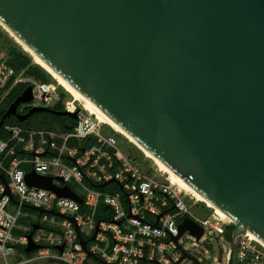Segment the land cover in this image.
I'll return each mask as SVG.
<instances>
[{"label": "water", "instance_id": "1", "mask_svg": "<svg viewBox=\"0 0 264 264\" xmlns=\"http://www.w3.org/2000/svg\"><path fill=\"white\" fill-rule=\"evenodd\" d=\"M0 26L227 215L233 223L223 233L229 264H239L234 240L245 231L264 244V0H0ZM31 99L26 85L1 116L0 128L9 115L19 121L37 112L76 119V112L45 106L17 112ZM25 179L82 202L69 186L33 169ZM0 181L16 203L3 173ZM25 206L73 221L53 209ZM38 227L31 224L25 253L40 247L32 240ZM178 227L196 239L203 233L189 217ZM76 230L87 255L108 264ZM182 258L201 264L188 252Z\"/></svg>", "mask_w": 264, "mask_h": 264}, {"label": "built area", "instance_id": "2", "mask_svg": "<svg viewBox=\"0 0 264 264\" xmlns=\"http://www.w3.org/2000/svg\"><path fill=\"white\" fill-rule=\"evenodd\" d=\"M19 84L32 87V99L26 103L28 107H52L61 101L55 84L15 71L0 54V106ZM62 104L63 110L76 112L70 130L28 129L12 123H4L0 128L7 134V138L0 137V170L7 175V186L17 201L12 204L4 193L5 185L0 182V256L6 259L16 253L18 246L27 244V233L17 236L13 232L22 206L53 209L73 218L72 221L40 213L34 220L39 227L32 232V240L40 247L31 251L28 258L16 263L5 261V264L49 259L65 264H97L83 250L76 229L87 249L108 264H193L182 258L183 252L189 253L182 241L184 233H189L193 246H204L202 257L194 254L203 262V251H207L209 245V236L204 235L206 229L223 238L226 225L232 221L208 206L207 214H197L194 206L199 201L171 181L153 162L146 157L139 162L135 155L120 149L115 136L102 134L105 124L78 101L70 97L63 99ZM23 164L29 169H24ZM30 169L38 175L51 177L59 187L67 185L71 189V184V190L82 202L30 186L25 179ZM102 183H106V187L117 186L118 192L96 189ZM100 205L105 206L108 214L99 212ZM96 214L102 216L96 219ZM184 217L203 228L199 239L188 230L180 234L178 226ZM234 241L239 264H264V245L251 238L247 231ZM57 246H62V250ZM230 251L229 248L226 264ZM221 259L222 256L217 260Z\"/></svg>", "mask_w": 264, "mask_h": 264}, {"label": "trees", "instance_id": "3", "mask_svg": "<svg viewBox=\"0 0 264 264\" xmlns=\"http://www.w3.org/2000/svg\"><path fill=\"white\" fill-rule=\"evenodd\" d=\"M5 38V52L3 55V57L6 59V61L8 62V64L10 66H12L15 71L19 72L22 71L24 73V75L27 76H31L41 82H55V80L51 77V75L44 70L40 65H38L37 63H35L32 60L31 55H29L25 50L22 49V47L15 41H13L12 39L7 38L3 32L0 30V38L1 37ZM26 86V84H19L16 87H14L7 95L4 103L0 106V119L1 116L3 115V113L5 112V107L10 104L20 93L21 91L24 89V87ZM58 87V91H59V95L61 97V101L57 102L55 105H53L51 108L55 109V110H63V104H62V100L66 99V98H70V94L65 91L61 86H57ZM30 109V107H28L26 104H20L17 107V112L20 113H26L28 110ZM29 123L24 124L26 122H20L18 119H16L13 116L10 117H6L4 120V123H13V124H18V125H23V126H27L31 129H44V130H59V131H66V129L64 127L68 126V124L71 123L72 127L75 123V120L69 118V117H65V116H61V115H57V114H52V113H48V112H37V113H33L31 114L29 117ZM3 123V124H4ZM109 130H110V134H112L113 136L117 137L120 136L123 139H125V141L127 143H129L137 152H139L141 158L143 157V153L140 149H138L134 144H132L130 141L127 140L126 137L122 136V134L114 131L111 127H109L108 125H105ZM0 137L3 138H7V134L5 132L2 131V129L0 130ZM11 146V145H9ZM17 152V151H16ZM150 160V159H149ZM151 161V160H150ZM71 186V189H73V186L71 184H69ZM96 189H99L101 191H105V192H118L117 186H113V187H97ZM198 204H202L203 207H205L207 210H210V208L206 207V205L203 202H198ZM25 206V205H24ZM22 206V208L24 207ZM21 208V210H22ZM24 210H26L27 208H23ZM29 210V209H27ZM99 212H102L103 214H108V210L105 208L104 205H100L98 208ZM30 211V210H29ZM40 216V214L38 213V215L36 217ZM102 215L100 214H96V219L101 217ZM108 218V217H105ZM35 219H31L27 216H19L17 217V227L14 229V234L15 235H20V234H26L28 232L31 231V224L34 222ZM23 227V228H22ZM233 227V223H230L228 225H226L225 229H232ZM24 246H18L16 249V255L18 256V258H16V260L14 261V263L21 261L23 258H28L32 255V252L30 253H25L23 250ZM48 261L50 262H56L58 264H65L63 262L60 261H55L52 259H49ZM23 264H28V263H23ZM83 264H88L86 262H84ZM98 264V263H97Z\"/></svg>", "mask_w": 264, "mask_h": 264}, {"label": "rangeland", "instance_id": "4", "mask_svg": "<svg viewBox=\"0 0 264 264\" xmlns=\"http://www.w3.org/2000/svg\"><path fill=\"white\" fill-rule=\"evenodd\" d=\"M0 30L3 32V34L7 38L12 39L14 41V39L10 36V34L1 26H0ZM4 42H5V38L2 36L0 38V54L1 55H5L4 54V52H5V50H4L5 49L4 48L5 43ZM51 83L58 86V84H56V82H51ZM105 125H107V124H105ZM105 125L102 126L101 132L104 135H108V134H110V130ZM53 131L58 132L59 130H53ZM116 140H117L116 144L120 149L127 151V152H130V153H134L136 155L137 160L139 162H142V158H141L139 152H137L129 143H127L125 141V139H123L120 136H117ZM143 157H145V156L143 155ZM194 207L196 208L197 214H199V215H203V214L207 213L202 204L197 203V205H195ZM23 208H27V207L24 206ZM23 208L21 210V216H27L31 219H35V217L38 215V212H36L34 210L27 208L30 210L29 211L27 209L24 210ZM204 235L209 236V240H208L209 245H208L207 251H203L204 257H205L203 264H220L217 259L220 256L223 257V259H221V261L226 259V254L228 252V249L230 248V244L227 241H225V239L219 237L217 234L208 233V229H206ZM182 239H183L182 241H184V245L188 249L189 253L200 254L201 257L203 256L202 250H205L204 246H202V247L201 246L200 247L193 246L191 238L189 237V233H184V235L182 236ZM5 261L8 263H11V261H12L11 256L6 257V259H4L2 256H0V264H5ZM183 264H190V263H183Z\"/></svg>", "mask_w": 264, "mask_h": 264}, {"label": "bare ground", "instance_id": "5", "mask_svg": "<svg viewBox=\"0 0 264 264\" xmlns=\"http://www.w3.org/2000/svg\"><path fill=\"white\" fill-rule=\"evenodd\" d=\"M11 36V35H10ZM12 37V36H11ZM13 38V37H12ZM14 39V38H13ZM16 39H14L15 41ZM17 42V41H16ZM23 49V48H22ZM24 50V49H23ZM29 54V53H28ZM30 55V54H29ZM32 57V56H31ZM32 60L40 65L44 70H46L51 77L55 80L56 84L61 86L65 91H67L70 96L78 101L80 105L89 111L90 113L94 114L98 120L103 122L104 124H107L109 127H111L114 131L122 134V136L126 137L128 141H130L132 144H134L138 149H140L143 153V155L150 159L162 172H164L166 175H168L169 179L173 181L174 183H177L181 188L185 189L187 192H189L191 195H193L198 201L203 202L206 206L213 208L221 217L230 220L227 215H225L223 212H221L219 209L213 207L211 203H209L207 200H205L202 196H200L196 191H194L190 186H188L185 182H183L180 178H178L174 173H172L169 169H167L163 164H161L156 158H154L148 151H146L143 147H141L139 144L131 140L129 137L125 136L122 131H120L116 126H114L110 121H108L96 108H94L92 105H90L88 102H86L84 99H82L79 95H77L73 90H71L68 86H66L62 81H60L55 75H53L47 68H45L41 63H39L35 58L32 57ZM231 221V220H230ZM248 234L253 238L254 240L259 241L257 237H255L252 233L248 232ZM263 244V243H262ZM264 245V244H263Z\"/></svg>", "mask_w": 264, "mask_h": 264}, {"label": "crops", "instance_id": "6", "mask_svg": "<svg viewBox=\"0 0 264 264\" xmlns=\"http://www.w3.org/2000/svg\"><path fill=\"white\" fill-rule=\"evenodd\" d=\"M26 104V103H25ZM13 124V123H12ZM3 125V124H2ZM18 125V124H17ZM20 126H23V125H20ZM23 127H25V128H28V129H31V128H29V127H27V126H23ZM67 130V129H66ZM17 151H19V150H17ZM124 152H126V153H130V152H127V151H124ZM130 154H133V155H135L134 153H130ZM136 156V155H135ZM8 158V157H7ZM7 158L5 159V160H7ZM144 158L145 157H142V160H144ZM150 161V160H149ZM148 162V161H147ZM24 169H29V166L28 165H26V164H23V166H22ZM0 173H3L1 170H0ZM3 175L5 176V178L7 179V175L5 174V173H3ZM1 182V181H0ZM13 197H14V199H15V196L13 195ZM16 200V199H15ZM13 205H15L16 203H12ZM204 209L206 210V212L208 213L209 212V210H207L205 207H204ZM205 212V211H204ZM206 213V214H207ZM40 214V213H39ZM203 215H205V214H203ZM34 223V222H33ZM19 227V226H18ZM17 227V228H18ZM23 228V227H22ZM16 258H18V256L16 255V254H14V255H11V259H12V261H11V263H13L15 260H16ZM203 263V262H202ZM21 264H23V263H21ZM28 264H58V263H56V262H50V261H48V260H38V261H33V262H30V263H28Z\"/></svg>", "mask_w": 264, "mask_h": 264}, {"label": "flooded vegetation", "instance_id": "7", "mask_svg": "<svg viewBox=\"0 0 264 264\" xmlns=\"http://www.w3.org/2000/svg\"><path fill=\"white\" fill-rule=\"evenodd\" d=\"M8 105H9V104H8ZM8 105L5 107V110L7 109ZM19 113H20V112H19ZM10 116H13V115H9L8 117H10ZM13 117H14V116H13ZM73 120H75V119H73ZM20 122H26V123H24V124H27V123H29L30 121H29V119H28V117H27L26 119H24L23 121H20ZM68 126H71V127H72L71 123L68 124ZM219 263H220V264H226V263L224 262V260H223V261L220 260ZM201 264H203V263L201 262ZM227 264H229V263H227Z\"/></svg>", "mask_w": 264, "mask_h": 264}]
</instances>
